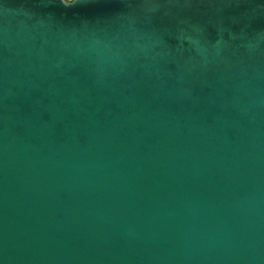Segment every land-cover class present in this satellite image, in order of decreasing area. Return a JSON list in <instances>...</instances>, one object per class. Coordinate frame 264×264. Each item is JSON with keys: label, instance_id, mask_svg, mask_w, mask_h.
I'll use <instances>...</instances> for the list:
<instances>
[{"label": "water", "instance_id": "water-1", "mask_svg": "<svg viewBox=\"0 0 264 264\" xmlns=\"http://www.w3.org/2000/svg\"><path fill=\"white\" fill-rule=\"evenodd\" d=\"M0 264H264V0H0Z\"/></svg>", "mask_w": 264, "mask_h": 264}]
</instances>
